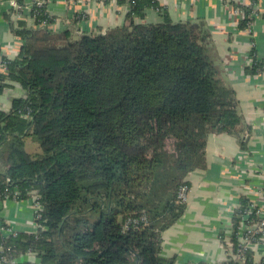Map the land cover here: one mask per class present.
<instances>
[{"label": "trees", "instance_id": "16d2710c", "mask_svg": "<svg viewBox=\"0 0 264 264\" xmlns=\"http://www.w3.org/2000/svg\"><path fill=\"white\" fill-rule=\"evenodd\" d=\"M95 1L127 5L123 24L72 39L70 30L50 28L55 17L46 6L29 12L33 26L0 10L21 41L13 57L0 53V95L11 101L0 108V201L15 190L25 201L34 191L41 205L35 232H0V261L29 252L35 261L15 264H174L161 256V234L185 211L177 190L205 168L208 136H235L246 150L236 95L207 53L212 37L203 19L174 22L158 0ZM222 1L241 13L239 30L264 17L260 0ZM147 9L163 20L136 22ZM251 44L250 76L264 72ZM27 137L39 146L35 156L25 150ZM249 203L240 196L233 209L229 243L226 230L219 235L232 253L210 264H239L232 255ZM141 216L145 223L126 224ZM1 226L8 227L2 218ZM242 264L264 257L255 262L247 249Z\"/></svg>", "mask_w": 264, "mask_h": 264}, {"label": "crops", "instance_id": "0c3cea01", "mask_svg": "<svg viewBox=\"0 0 264 264\" xmlns=\"http://www.w3.org/2000/svg\"><path fill=\"white\" fill-rule=\"evenodd\" d=\"M7 1L1 0L0 10H8ZM235 1L247 3L246 0ZM158 2L174 22L203 19L207 24L219 76L236 95L237 111L244 127L239 138L246 148L241 149L239 139L226 133L208 136L205 168L187 175L186 208L181 217L162 232L161 256L174 257V264L221 262L226 251L219 235L228 228L240 196L261 204L258 190L264 183V73L250 76L244 69L249 65L251 38L258 57L264 58V17L254 20L251 31H242L237 29L234 10L222 0ZM259 6L264 13V2L260 1ZM47 7L49 14L55 17L50 28L54 31L68 29L72 39L121 25L128 11L127 5L115 1L72 4L68 0H49ZM28 11L26 9L20 18L33 26ZM162 18L158 11L147 9L144 18L136 22L157 23ZM20 45L21 41L12 35L0 15V53L13 57ZM10 103V97L0 95V108L5 110ZM0 218L10 221L16 231L32 232V209L28 201H0ZM263 249L253 248L255 260L260 255L257 251L260 253Z\"/></svg>", "mask_w": 264, "mask_h": 264}, {"label": "built area", "instance_id": "2783aa9c", "mask_svg": "<svg viewBox=\"0 0 264 264\" xmlns=\"http://www.w3.org/2000/svg\"><path fill=\"white\" fill-rule=\"evenodd\" d=\"M24 3L23 5H20L19 2L17 0H8L7 1V7L11 8L14 10V15L16 18H20L23 16V13L25 12L26 9H28V12H36V10H33V7L35 8H40L43 6H46V9L48 11V2L49 0H23ZM70 1L72 4H87L91 1H95V0H68ZM247 3L246 5H252L250 0H246ZM1 2V0H0ZM101 2V1H98ZM102 3V2H101ZM33 13V14H34ZM49 13V12H48ZM235 15L237 16V19L240 18L241 13L239 11L234 10ZM254 16V15H253ZM18 40L20 41V39L18 38ZM251 63L250 59H249V64ZM0 70H5V66H4V62L2 61V59L0 58ZM264 73V72H263ZM187 193H188V185L186 184H182L181 186H179L178 190H177V200L178 202L181 203H186L187 201ZM19 194L18 191H13V196L9 197V195H3L5 200H13L16 202H21L18 201L16 199V196ZM31 198H29L28 200L31 203V209H32V220H33V224H34V231L35 232L40 225L34 221V218H39L40 214L39 211L41 210V205L39 204L38 200V196L37 194H35V192L33 191ZM258 194L260 196L261 199V204L256 203L255 201L249 199L247 196V198L249 199L250 203L245 207L244 211L242 212L241 216H240V221L237 225V233H236V237L238 239L239 244L241 245V248H239L237 250V252H235L232 255V259H234V261L238 262L239 264H242L244 262V253L245 250L247 249H251L253 251V248H259L263 247L264 248V184H262L260 186V190H258ZM25 200V201H28ZM238 206V204H237ZM251 215L253 217V219H251ZM146 222V216H141L139 218H131L128 219L126 224H132L133 226H137L141 223H145ZM230 231H231V223H229L228 228L226 229V235H225V242L228 244L229 243V237H230ZM0 232L5 235H12L16 233V230L12 229L11 226L5 227V226H1L0 227ZM255 235H259L258 240H255ZM223 245V244H222ZM226 251V256L228 254L232 253V248L229 246L227 248ZM29 256V257H28ZM225 256V257H226ZM262 257H264V250L262 252H260L259 258L255 260V262H258ZM24 258L29 259L30 261H35V258L33 256L32 253H26V255H19L15 258H11L9 260L7 259H3L2 261H0V264H15L21 260H24Z\"/></svg>", "mask_w": 264, "mask_h": 264}, {"label": "rangeland", "instance_id": "374dc122", "mask_svg": "<svg viewBox=\"0 0 264 264\" xmlns=\"http://www.w3.org/2000/svg\"><path fill=\"white\" fill-rule=\"evenodd\" d=\"M260 1H261V2H264V0H260ZM212 49H213V48H208V49H207V53H208V55L210 56L211 60L214 62V64L217 66V63H216V62H217V59H216V57H214V55H213V50H212ZM25 150H26L27 152H29L30 155H32V156L37 155V154L39 153V151H40L37 142L34 141L32 137H27V138L25 139ZM28 202H29V204H30V206H31V203H30L29 200H28ZM7 224H9V226H11L12 229H14L13 226L11 225V222H10V221H7ZM31 225H32L31 230L34 231V228H35V227H34V224H33V220H31ZM262 248H263V247H262ZM263 250H264V249H263ZM257 253L260 254L258 251H257Z\"/></svg>", "mask_w": 264, "mask_h": 264}]
</instances>
